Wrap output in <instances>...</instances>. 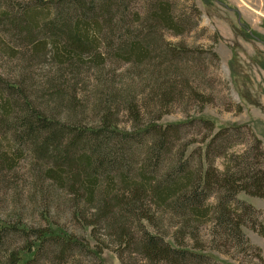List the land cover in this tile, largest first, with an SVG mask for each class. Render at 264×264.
Instances as JSON below:
<instances>
[{"label": "rangeland", "instance_id": "374dc122", "mask_svg": "<svg viewBox=\"0 0 264 264\" xmlns=\"http://www.w3.org/2000/svg\"><path fill=\"white\" fill-rule=\"evenodd\" d=\"M20 1L27 4L35 0ZM153 1L125 0L130 27L155 25L164 44L158 58L154 53L151 55V62L156 67L145 60L149 71L136 61L120 58L114 48L104 55L103 65L99 61L98 65L77 66L76 71L67 75V80H62L55 72L60 66L50 63V57L38 59L29 49L20 52L8 41H0V76L20 83L39 109L63 120L71 117L98 125L103 108L97 100L111 91L114 100L107 106L111 113L109 119L120 129L132 131L135 125L146 126L154 122L160 128L150 137L154 142L159 139L161 129L170 127V144L161 155L157 171L153 172L158 180L167 179L166 175L182 157L183 161L189 160L187 167L193 171L207 169L213 154L207 155L206 149L217 132L224 128L241 127L242 134L230 141L234 142L228 149L230 153L243 152L247 147L237 137L244 136L247 143L258 139L264 145V0H164L176 19L186 18L189 13L196 17L192 16L194 22L186 29L183 27L182 31L154 21L151 15ZM2 2L0 0V10L7 7ZM111 40L117 44L115 38ZM6 43L10 45H2ZM167 46H171L173 54ZM64 88L66 95L62 96L66 101L61 103L60 95L54 93ZM74 97L77 103L72 108L68 101ZM129 100L131 105L127 103ZM13 140L14 133L9 128L0 129L2 220L13 224L20 218L26 229L44 228L54 223L87 244L86 249L74 246L65 252L48 244L22 264H167L150 262L136 244L120 246L118 233L103 222L95 228L85 226V218L75 215L74 195L70 189L48 174L49 168H55L54 164L42 161L29 149L23 152L16 149L14 155L10 154L4 147L14 144ZM147 150L148 147L135 150L131 157L135 170L144 165ZM213 158H216L215 166L222 170L225 158ZM147 168L146 175L150 176V168ZM172 179L171 176L168 182ZM152 194L147 192L152 202L146 209L173 244L181 224L170 213L167 206L170 203L156 204L155 207ZM85 196L82 197V207L87 206ZM238 199L264 212L263 198L241 192ZM210 201L215 202L214 196ZM93 207L86 214L89 219H94L91 215ZM262 218L264 220V213ZM207 220L204 224L195 222L196 227L200 224L197 242L191 235H184L187 248L207 255L209 258L204 264H252L251 251L241 253L231 244L218 250L219 241L214 242L211 236L212 219ZM130 222L136 241H140L142 237L137 222ZM144 225L151 230L147 221ZM243 231L250 243L262 249L264 256V235L247 227H243ZM178 237L183 241L181 233ZM25 243L24 236L14 235L6 248L8 251L20 250ZM6 253L0 257H5Z\"/></svg>", "mask_w": 264, "mask_h": 264}, {"label": "trees", "instance_id": "16d2710c", "mask_svg": "<svg viewBox=\"0 0 264 264\" xmlns=\"http://www.w3.org/2000/svg\"><path fill=\"white\" fill-rule=\"evenodd\" d=\"M2 3L7 7L0 10V41H8L20 52L29 49L38 59L50 57V63L60 66L55 72L62 80H67V75L76 71L77 66L98 65L99 61L103 65L104 55L114 48L120 58L136 61L144 67L146 59L150 66L156 67L151 55L154 53L158 58L162 54L164 44L156 33L157 26L130 27L125 0H35L27 4L20 0H3ZM151 15L154 21L178 31L194 22L191 13L186 18L176 19L164 0L153 1ZM111 38H115L117 44ZM167 47L173 54L171 46ZM64 91L65 88L54 93L60 95L61 103L66 101ZM104 95L97 100L103 108L98 125L78 118L63 120L39 109L20 83L0 76V129L9 128L15 139L14 144L4 149L13 155L16 149H29L42 161L52 162L55 168H49L48 174L70 189L74 195L75 215L85 218L84 225L95 228L101 222L107 224L118 233L120 246L136 244L152 263L204 264L209 257L187 248L184 235H191L197 242L200 224L197 229L195 222L205 223L209 218L213 223L211 236L214 242L219 241L218 250L231 244L241 253L251 251L252 264H264L262 249L250 243L243 231V227H247L264 235V212L238 199L241 192L264 199L263 143L258 139L247 143L244 136L237 137L247 147L243 152L230 153L228 149L234 143L230 141L242 134L241 127L224 128L206 149L207 155L213 154L207 169L193 171L187 167L189 160L183 161L182 157L166 175L167 179L158 180L153 172L157 171L161 155L170 144V127L161 129L159 139L154 142L150 137L160 129L154 122L135 125L132 131L120 129L109 119L111 113L107 106L114 100L112 92ZM76 101L74 97L68 104L75 108ZM145 147L148 150L144 165L135 170L131 157L137 148ZM213 156L225 158L222 170L215 166ZM147 167L150 176L146 175ZM171 176L173 179L168 182ZM148 191L155 196V207L170 203L171 206L167 205L170 213L181 224L173 244L146 209L152 202ZM84 195L87 206L82 207ZM92 206L94 219H89L86 214ZM129 220L137 222L140 241H136ZM145 221L152 226V231L145 227ZM22 224L20 218L11 224L0 217V256L7 252L5 257H0L1 264H22L48 244L56 249L60 247L62 252L74 246L87 247L76 235L54 223L31 229ZM180 233L183 241L178 240ZM14 235L24 236L26 243L20 250L8 251V240ZM30 237L34 239L31 241Z\"/></svg>", "mask_w": 264, "mask_h": 264}]
</instances>
